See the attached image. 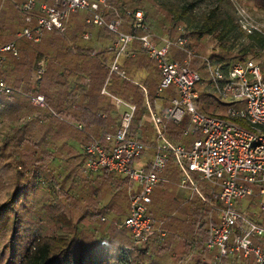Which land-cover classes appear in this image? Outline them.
<instances>
[{
  "label": "built area",
  "instance_id": "1",
  "mask_svg": "<svg viewBox=\"0 0 264 264\" xmlns=\"http://www.w3.org/2000/svg\"><path fill=\"white\" fill-rule=\"evenodd\" d=\"M229 1L236 7L239 29L246 35L258 31L237 0ZM19 11L24 27L14 40L0 42V68L6 55L18 57L17 40L37 44L48 33L63 35L71 16L79 11L85 12L87 26L103 28L113 36L109 49L112 57L100 94L121 109L119 123L112 132L103 131L98 137L87 134L80 175L86 178L102 172L125 178L128 214L116 228L125 230L130 242L121 255L128 256L137 247L150 256L156 247L164 245L165 220L155 219L150 207L154 190L170 184L167 172L173 168L178 186L187 192L185 203L197 200L205 206L194 225L196 240L186 242L214 252L211 264H247L250 260L252 264H264V68L251 58L223 68L192 49L190 33L183 26H176L175 37L155 36L148 31L141 10L118 8L112 0H23ZM126 20L128 32L122 29ZM84 38L88 39L87 33ZM135 41L157 71L155 96L171 93L168 106L160 112L153 110L146 88L131 80L120 65L122 58L134 55L130 46ZM175 53L182 58L174 59ZM194 61L202 65L204 76L191 68ZM43 69L40 64L37 75ZM114 76L131 80L143 94L142 107L152 139L144 141L132 133L137 106L107 91ZM13 91L0 79L1 96L9 97ZM202 94L224 105L225 117L205 114L199 106ZM25 98L46 117L71 123L49 107L42 94ZM99 116L104 118L103 114ZM28 119L42 122L44 118L36 113ZM179 125L185 126L180 140L174 142L168 135L169 126ZM82 128L77 125V129ZM138 161L143 164L137 166ZM203 185L216 191L214 202ZM253 197L259 200L258 213L252 218L239 207Z\"/></svg>",
  "mask_w": 264,
  "mask_h": 264
},
{
  "label": "rangeland",
  "instance_id": "2",
  "mask_svg": "<svg viewBox=\"0 0 264 264\" xmlns=\"http://www.w3.org/2000/svg\"><path fill=\"white\" fill-rule=\"evenodd\" d=\"M237 2L256 23V37L264 42V10L256 8L253 0ZM20 5V0H0V37L11 39L22 30ZM128 5L141 10L143 16L147 15L155 27L156 34H175V27L183 26L190 31L198 54L208 56L216 62L232 65L239 62L242 52L246 54L244 60H264V51L255 52L253 49L258 45L255 38L250 39L240 29L225 34L224 46H221L218 36L233 24L238 27L236 7L229 0H134ZM188 5H192V8L183 14V8ZM129 6L127 8H131ZM117 7L123 8L119 5ZM208 17V24L216 23L220 27L212 34H194ZM75 29L70 31L73 34H81L84 30L89 35L87 42L93 43L96 34L93 28L80 26ZM70 31H67L66 37ZM211 44L220 45L219 50L212 55L209 51ZM56 46L60 50V45L55 43ZM43 67L44 73L45 66ZM37 68L39 70V64ZM43 73L37 75L36 72V75L41 77ZM24 99L21 104L15 105L13 101L1 98L0 95V208L10 197H15L14 208L19 212L16 223L10 224L0 236V264H18L25 249L35 237L60 234H70L86 243L97 244L102 252L104 264H129L134 261L139 255H136L135 251L128 256L121 255V250L128 244V237L125 232L115 229V225L119 224L126 213V198L118 189L117 192L115 190L112 201L116 213L114 217L108 213L100 214V217L95 215L94 218L87 212V215L83 214L80 200H86V189L93 187L86 186L88 179H82L77 174L78 165L75 161L78 157L74 150H69L73 146L52 143L45 112H38ZM199 106L205 114L225 117L224 105L217 103L213 98H207V95L202 96ZM18 109L21 113L16 112ZM36 113L43 116L42 122H38V119H28ZM49 149L54 150V153H51L53 158L45 162L42 157L46 155L44 151ZM13 157L16 158L15 161ZM207 196L211 202L215 201V193L209 192ZM185 198L173 196L167 201L161 199L156 202L159 209L155 211L154 217L156 219V216H161L160 220H165V231L169 238L163 246L154 250L156 254H153L152 258H141V264H178V257L185 254L182 251L185 243L188 247L186 240L189 236L187 233H176V217H182L183 221L189 219L190 223L194 221L195 225L198 212L205 208L200 203H185ZM247 215L252 217L251 213ZM101 217L106 219L101 221ZM67 220L74 229L67 225ZM247 264H252L251 260Z\"/></svg>",
  "mask_w": 264,
  "mask_h": 264
},
{
  "label": "crops",
  "instance_id": "3",
  "mask_svg": "<svg viewBox=\"0 0 264 264\" xmlns=\"http://www.w3.org/2000/svg\"><path fill=\"white\" fill-rule=\"evenodd\" d=\"M22 2L23 0H20V4ZM85 17L86 14L83 11L73 14L67 25L66 32L63 35L59 36L57 33L46 34L37 44H32L24 39L17 40L16 46L19 53L18 57L14 58L11 55H6L5 61L0 68V79L15 90L13 99L15 105L17 103L21 104L25 95L41 93L43 96L45 95L49 97L52 104L58 107V109L53 108L55 111L66 117L67 121L71 122L69 124L50 118L47 123L50 130L48 134L52 143H63L73 146V148L70 147L69 150L71 152L74 150L75 155L78 157L77 161H75V164L78 165L77 174L82 179H88L85 184L86 186L93 187L92 189H86V200H80V204L83 205V214H86L87 212L90 214V217L94 218L95 215L100 217V214L108 213V215L114 217L116 213L114 212L115 206H113L114 204L112 201L118 189V191L121 192L127 200V209L125 215L122 217L123 220L128 214L129 208L125 178L121 175L107 176L102 172L93 174L86 178L80 175V167L82 164V146L86 142L87 134H92L95 137H98L103 131L112 132L118 126L119 114L121 111V109L115 108L109 98L100 94L107 79V64L112 57V53L109 49L112 46L113 36L106 30H103L108 36V38H104L100 33L102 28L87 26L84 23ZM80 26L91 27L95 30L96 34L93 43L87 42L89 40V35L88 39L84 38L85 33H87L84 30L81 34H73L70 31L72 29L76 30L75 28H80ZM23 27L24 23L22 21L21 29H23ZM122 29L123 31L128 32L130 30L129 24L124 22ZM174 30L175 34L172 33L171 35H159L155 32L152 34L155 36L175 37L177 34L176 27ZM67 31L71 32L68 34V37H66ZM20 32L21 31H19V33ZM188 32L190 33V31ZM16 35L11 39L0 37V42H10L14 40ZM190 36L192 40L191 47L198 53L196 50L197 46L194 45L191 33ZM55 43L60 45V50L57 46L55 47ZM209 48L211 55L219 50L218 45L216 44H211ZM33 49H35V51H33ZM130 49L134 52V55L132 57L122 58L120 60V65L127 72L131 80L138 81L146 88L153 110L156 112L164 110L169 104L171 93L165 92L160 96H155V87L158 81V76L153 63L141 53L140 45L137 41L131 44ZM253 49L255 52L264 51V43H262V46H254ZM173 58L180 60L182 57L181 55L175 53L173 54ZM95 60H97L96 63L94 62ZM43 63V66H45V72L43 75L46 77L39 81L41 77L36 75L38 70L37 65ZM257 63L264 68V60ZM96 64L100 66H97ZM52 68L56 70L57 74L60 76V81H63V79L66 78L65 86L53 84V81L50 80L48 74ZM198 72L202 76L205 75L201 64L198 66ZM131 80L124 81L114 76L109 80L107 91L111 95L124 99L137 106V114L140 115V119L137 127L132 131V133L136 134L137 138L148 141L152 139L153 132L150 125L146 121L145 111L142 107L144 96L139 88L131 82ZM202 96L205 97V95L202 94L201 98ZM24 100L26 101L27 99L25 98ZM26 102H28V100ZM16 112L21 113L20 109ZM100 114H103L104 118L100 117ZM52 120L57 123H53ZM142 123L143 127L139 128V124ZM79 124L83 127L81 130L77 129V125ZM184 142H189V140ZM44 152L46 155L43 156L42 159L45 162H49L53 158V154L51 153H54V150L49 149ZM150 156L151 154L148 155L146 160H149ZM142 164L143 162L141 161L136 163L137 166ZM167 177L170 180V184L156 188L152 194L150 212L153 217L156 214L155 211L159 209L156 205L158 200L164 199L167 201L172 199L173 196L187 197V192L178 186V174L173 168L168 170ZM203 188L208 193L216 192L207 185H203ZM172 192L173 194H171ZM258 200L259 199L257 197L249 198L245 200L239 208L245 214L251 213L253 218L258 213ZM194 203L195 205H198L197 200H194ZM89 205L91 206L89 207ZM249 211L250 213H247ZM182 213L186 214V212ZM105 216L108 217L107 215ZM101 218L104 220L106 219L105 217ZM161 218V216H156L157 220ZM122 220H120V222ZM193 222L194 221L190 223L189 219L183 221L180 216L176 217V222H174L177 227L176 233L177 231L180 234L187 233L189 239L196 240L194 237L195 233L193 230ZM115 229L119 230L116 228V225ZM110 231H114V229H110ZM119 231L126 233L129 244L130 239L128 233L123 229ZM168 238L169 235L167 233L165 242ZM158 248L160 247H156L154 250ZM171 248H173V246H171ZM140 249L145 251L143 248ZM182 252L185 254L178 257V264H191L193 262H195V264H198V262L201 264H211V260L215 254L214 252L203 251L200 247H196L191 244H188V247H186V243L184 244ZM153 254H156L155 251ZM153 254L149 256L146 252V256L149 258H152Z\"/></svg>",
  "mask_w": 264,
  "mask_h": 264
},
{
  "label": "trees",
  "instance_id": "4",
  "mask_svg": "<svg viewBox=\"0 0 264 264\" xmlns=\"http://www.w3.org/2000/svg\"><path fill=\"white\" fill-rule=\"evenodd\" d=\"M131 1H134V0H112V2L115 5L122 6L123 8H127L129 6L128 3ZM135 1H138V0H135ZM253 1H254L256 8L260 10H264V0H253ZM191 8H192V5H188L187 7L183 8L182 13L186 14L187 11H189V9ZM131 9L135 10L137 8L131 7ZM209 20L210 18L208 17L205 20V23L199 29H197L194 32V34L198 36H200L201 34H205V33L212 34L220 27V25L216 23L208 24ZM144 21L148 26L149 32L153 33L155 31V27L149 21V19L147 18V15L144 16ZM125 22L128 23V20H126ZM173 22H175V20ZM234 29L239 31V28L237 27V25L233 24L231 25L229 29H227V31L223 32V34L218 36V39L222 47L224 46L223 42L226 38L225 34H227L228 32L231 33L232 30ZM103 30L105 29L102 28L100 32L101 35L104 38H108V36L106 35V32ZM51 33H57V32H51ZM58 34L59 33H57V35ZM60 35L62 34H59V36ZM256 36L257 35L255 33L251 35H247V37H249L252 40L253 38H255V40L258 42V45L262 46V43L264 42H262V40ZM218 47L220 48V45ZM245 55H246L245 52H242L239 55V62L244 61ZM94 62L96 63L97 60H95ZM220 64L223 66V68H227L230 66L229 64H225V65L222 63ZM96 65L100 66L98 64ZM199 65L200 64L198 61H194L191 65V68L194 70H198ZM48 76L50 80L53 81V84L65 86L66 78L63 77L65 79H63V81H60V76L57 74L56 70H54L53 68L49 71ZM45 77H46L45 75L41 76L39 81L43 80V78ZM14 93H15V90L9 97L1 96V98H5L7 100L13 101ZM44 98L49 107L58 109V107L52 104L49 97L44 95ZM46 118L48 119V122H49L51 117H46ZM139 119H140V115L136 113V116L132 123L131 131H133L137 127ZM54 120H52V122L56 124L57 122L56 121L54 122ZM184 126L185 125L169 126L168 134L173 141L178 142L180 140L179 139L180 133L182 129L184 128ZM185 144H188V142H185ZM15 159L13 157L14 161ZM14 199L15 197L13 198L10 197V200L0 208V236L2 232L5 231L10 224L12 225L16 223L17 218L19 216V212H17V210L14 208V204H13ZM67 225L71 226V224L68 221H67ZM72 229H74V227H72ZM132 251H135L136 255L138 254L139 255L134 261H130L129 264H141L142 263L141 258L143 257L147 258L146 252L144 250H141L140 248L136 247ZM103 261L104 259L102 257V252L97 244H92L91 242L86 243L83 240L81 241V239H76V236H73L70 234H60V235L49 236V237L48 236L35 237L31 241V243L27 246V249H25V252L23 256L21 257L18 264H104Z\"/></svg>",
  "mask_w": 264,
  "mask_h": 264
}]
</instances>
